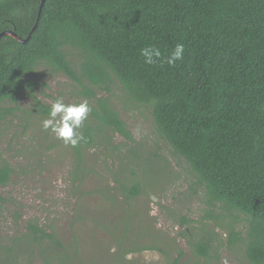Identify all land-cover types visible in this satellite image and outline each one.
I'll use <instances>...</instances> for the list:
<instances>
[{"label":"trees","instance_id":"obj_1","mask_svg":"<svg viewBox=\"0 0 264 264\" xmlns=\"http://www.w3.org/2000/svg\"><path fill=\"white\" fill-rule=\"evenodd\" d=\"M41 1L0 0V34L11 30L26 39ZM177 43L185 46L183 59L169 66L164 60ZM147 46L160 49L156 64L144 63L140 50ZM67 49L79 53L77 67ZM41 67L81 86L92 109V120L78 129L86 142L71 146L75 184L85 176V149L109 148L115 134L133 141L116 108L91 88L109 92L117 85L126 101L150 109L158 136L185 160L207 202L225 213L212 218H227L228 247L242 243L248 264H264V0H46L26 43L0 38V122L12 113L3 102L33 96L29 77ZM129 172L121 181L114 176L125 200L144 191ZM12 173L0 158V186ZM101 193L122 206L107 187ZM240 217L244 224L236 231ZM29 226L33 240L50 237ZM144 236L146 245L126 248L114 235L113 262L124 264V255L143 250L168 256L163 237ZM208 248L206 240L195 245L202 257ZM182 254L170 264H179Z\"/></svg>","mask_w":264,"mask_h":264},{"label":"rangeland","instance_id":"obj_2","mask_svg":"<svg viewBox=\"0 0 264 264\" xmlns=\"http://www.w3.org/2000/svg\"><path fill=\"white\" fill-rule=\"evenodd\" d=\"M67 52L77 67V50ZM29 80L36 83L33 96L24 93L16 102L1 104L12 113L0 122V158L13 173L8 184L0 186V264H117L114 235L121 246L132 248L146 245L142 238L149 240L144 234L151 233L164 238L168 256L143 250L124 255V264H170L179 251V264H248L244 244L228 247L227 218H212L225 213L207 202L185 160L173 155L158 136L149 108L126 101L117 85L109 92L90 85L97 97L116 108L133 141L124 142L115 134L109 148L85 149V176L75 184L71 146L44 130L41 121L55 98L85 101L83 90L45 67ZM131 169L144 191L125 200L114 176L121 181L122 173L127 178ZM106 187L122 206L104 197L101 190ZM240 218L236 231L244 224ZM30 224L50 237L39 234V240H33ZM199 240L209 243L206 257L195 250ZM59 255L66 257L63 263Z\"/></svg>","mask_w":264,"mask_h":264},{"label":"clouds","instance_id":"obj_3","mask_svg":"<svg viewBox=\"0 0 264 264\" xmlns=\"http://www.w3.org/2000/svg\"><path fill=\"white\" fill-rule=\"evenodd\" d=\"M184 50V44L177 43L164 62L169 66H174L177 61L183 59ZM140 54L144 58V63L148 65L156 64L162 57L160 49L154 46L142 48ZM91 111L86 100L65 103L62 98L57 97L50 103L47 115L42 119L41 125L44 130L51 131L65 145L76 147L81 142H86L84 135L78 129L81 128Z\"/></svg>","mask_w":264,"mask_h":264},{"label":"water","instance_id":"obj_4","mask_svg":"<svg viewBox=\"0 0 264 264\" xmlns=\"http://www.w3.org/2000/svg\"><path fill=\"white\" fill-rule=\"evenodd\" d=\"M46 0H42L41 3H40V6H39V10H38V15H37V19H36V23L34 25V27L32 28L30 34L34 31L36 25H37V22H38V19H39V16H40V11L44 5ZM30 34L28 35V37L26 39H22L20 37H18L13 31L11 30H7V31H4L0 34V38L2 36H12L14 39H16L19 43H26V41L28 40V38L30 37Z\"/></svg>","mask_w":264,"mask_h":264}]
</instances>
